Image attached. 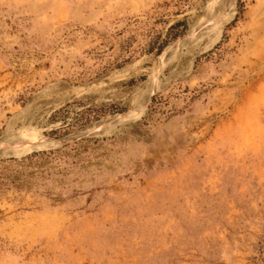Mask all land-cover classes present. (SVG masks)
I'll return each instance as SVG.
<instances>
[{
    "label": "rangeland",
    "instance_id": "obj_1",
    "mask_svg": "<svg viewBox=\"0 0 264 264\" xmlns=\"http://www.w3.org/2000/svg\"><path fill=\"white\" fill-rule=\"evenodd\" d=\"M0 264H264V0H0Z\"/></svg>",
    "mask_w": 264,
    "mask_h": 264
},
{
    "label": "bare ground",
    "instance_id": "obj_2",
    "mask_svg": "<svg viewBox=\"0 0 264 264\" xmlns=\"http://www.w3.org/2000/svg\"><path fill=\"white\" fill-rule=\"evenodd\" d=\"M191 58H194V55Z\"/></svg>",
    "mask_w": 264,
    "mask_h": 264
}]
</instances>
